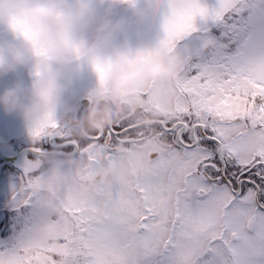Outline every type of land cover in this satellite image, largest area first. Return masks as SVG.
Returning a JSON list of instances; mask_svg holds the SVG:
<instances>
[{"label":"snow or ice","instance_id":"6c2138e0","mask_svg":"<svg viewBox=\"0 0 264 264\" xmlns=\"http://www.w3.org/2000/svg\"><path fill=\"white\" fill-rule=\"evenodd\" d=\"M152 15L151 46L94 59L87 100L107 97L113 73L174 54L175 78L149 79L119 97L147 99L142 113L164 116L151 135L128 120L70 140L56 112L30 130L15 182L0 172V264H88L96 248L136 264H264V0H167ZM209 42L207 54L193 52ZM164 139L168 151L149 147L146 162L133 159L137 147ZM48 153L75 159L56 197L35 191L46 170L29 163ZM128 163L137 176L77 191L81 172ZM45 225L57 228L55 250L38 235Z\"/></svg>","mask_w":264,"mask_h":264},{"label":"clouds","instance_id":"9594fccd","mask_svg":"<svg viewBox=\"0 0 264 264\" xmlns=\"http://www.w3.org/2000/svg\"><path fill=\"white\" fill-rule=\"evenodd\" d=\"M166 2L128 0L127 3H118L128 9L137 21H144ZM94 16V0H0V27L9 29L17 41H0V79L24 69H30L32 74L38 66L41 69L39 77L33 75L30 86L15 82L0 92V113L3 116L17 118L29 132L43 126L45 117L62 107L72 78L84 67L92 69L94 59L106 54L125 26L122 20H105L97 27L95 37L87 41L82 37ZM12 23L17 25L15 31L10 27ZM211 49L209 42L192 50L203 55ZM180 67L178 55L166 54L137 72L123 70L113 73L106 98L90 102L79 116L64 113L60 121L64 135L70 140H83L128 120L151 135L164 113L144 115L142 109L147 105V99L136 98L121 103L120 93L142 86L149 79L175 78ZM150 99L155 103L158 97L153 94ZM149 147L153 152H166L171 145L167 139L150 142L148 146L137 147L133 159L146 162ZM29 163L32 171L46 170L35 191L56 197L67 185L69 177L66 170L75 166V159L71 154L54 156L48 153ZM138 174L139 169L131 163L117 170L105 166L81 172L77 191L87 194L101 187L115 186ZM56 232L55 225H45L38 230V235L45 242H50L55 250L59 244ZM86 258L88 264H136L115 249L96 248ZM38 264L47 262L39 261Z\"/></svg>","mask_w":264,"mask_h":264},{"label":"rangeland","instance_id":"374dc122","mask_svg":"<svg viewBox=\"0 0 264 264\" xmlns=\"http://www.w3.org/2000/svg\"><path fill=\"white\" fill-rule=\"evenodd\" d=\"M94 3V20L89 26L88 30L83 34L82 38L87 41H91L95 37V32L99 24L105 20H112L114 16L115 21L122 20L125 24L117 39L112 43L105 55H111L117 51H135L138 49L147 48L155 41L157 37V28L156 21L152 14L144 21H137L133 14L128 9L121 6L117 0H94ZM1 31H3L4 36L2 37L0 33V41H7L10 43L17 42L9 29L0 27V32ZM28 70L30 75L33 76L31 70ZM17 73H19L25 83L28 82L29 78L26 75L25 69L20 70ZM13 83L14 78L11 76L0 79V92L11 86ZM95 87V73L92 69L84 67L72 78L70 87L63 98L62 107L56 112L57 118H59L65 112L71 110L79 97L88 95V93L91 92ZM27 134V129L17 118L5 117L2 113H0V144L6 143V146H0H4V151L7 155L14 153V150H16L15 146L8 145L13 141H10V139H16L17 141L15 144H18L19 140H29L27 138L21 137L26 136ZM22 162L23 160L21 163ZM3 165L5 164L0 162V170H2ZM15 178V176L11 177L10 175H7L6 177L9 184L14 183Z\"/></svg>","mask_w":264,"mask_h":264},{"label":"flooded vegetation","instance_id":"af4514ba","mask_svg":"<svg viewBox=\"0 0 264 264\" xmlns=\"http://www.w3.org/2000/svg\"><path fill=\"white\" fill-rule=\"evenodd\" d=\"M0 33H1L2 37H3L4 36L3 35V31H1ZM25 71H26V75L29 78L28 82H26V83L22 80V77L19 75V73H16L14 75H9V76H11L12 78H14V83L15 82H21L25 86H30V84H31V82L33 80V76L30 75V72H29L28 69H25ZM87 96L88 95L79 97L77 99L76 103L74 104V106L72 107V109L69 110V111H67V113L70 112L69 115L75 114L76 116H79V114L82 113L84 111V109H86L89 106V102L87 100ZM82 100L87 101V103L81 105L80 107H78L80 101H82ZM63 118H64V114L61 115L58 119L61 121ZM21 137H24V138L29 139V135L28 134L26 136H21ZM10 141H12V142H10L8 145L15 146V148H16V150H14L15 152L12 153V154H10V155H15L18 152H20L21 150L26 149V148H29V142H30L29 140H21V141L19 140V143L18 144H15V142L17 141L16 139H10ZM0 145H5L6 146V143H4V144L2 143ZM0 162L4 163L1 159H0ZM2 167L3 168H2V170H0V172L5 171L7 173V175H10L11 177L12 176H15L16 177V176L19 175L20 170H17L16 169L17 170L16 171L15 168H13L12 166H9V165H6L5 164Z\"/></svg>","mask_w":264,"mask_h":264},{"label":"water","instance_id":"95a60500","mask_svg":"<svg viewBox=\"0 0 264 264\" xmlns=\"http://www.w3.org/2000/svg\"><path fill=\"white\" fill-rule=\"evenodd\" d=\"M87 101H80L78 107H80L83 104H86ZM27 150L23 149L20 152H18L15 155H7L4 151V146H0V159L7 165L12 166L13 168L20 170V164L21 161L24 159V157L27 155Z\"/></svg>","mask_w":264,"mask_h":264},{"label":"trees","instance_id":"16d2710c","mask_svg":"<svg viewBox=\"0 0 264 264\" xmlns=\"http://www.w3.org/2000/svg\"><path fill=\"white\" fill-rule=\"evenodd\" d=\"M112 21H114V22H115V16L112 18Z\"/></svg>","mask_w":264,"mask_h":264}]
</instances>
